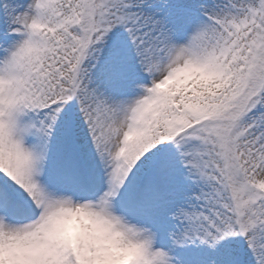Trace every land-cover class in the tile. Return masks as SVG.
<instances>
[{"label": "snow or ice", "instance_id": "6c2138e0", "mask_svg": "<svg viewBox=\"0 0 264 264\" xmlns=\"http://www.w3.org/2000/svg\"><path fill=\"white\" fill-rule=\"evenodd\" d=\"M0 264H264V0H0Z\"/></svg>", "mask_w": 264, "mask_h": 264}, {"label": "clouds", "instance_id": "9594fccd", "mask_svg": "<svg viewBox=\"0 0 264 264\" xmlns=\"http://www.w3.org/2000/svg\"><path fill=\"white\" fill-rule=\"evenodd\" d=\"M90 233L95 234L96 239H103V232L105 230V226L102 224L97 225H88Z\"/></svg>", "mask_w": 264, "mask_h": 264}]
</instances>
